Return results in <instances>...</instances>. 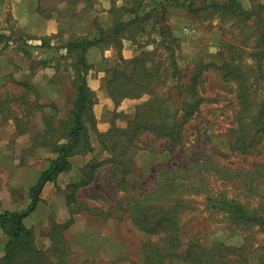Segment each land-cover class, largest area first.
I'll return each mask as SVG.
<instances>
[{"label": "trees", "instance_id": "trees-1", "mask_svg": "<svg viewBox=\"0 0 264 264\" xmlns=\"http://www.w3.org/2000/svg\"><path fill=\"white\" fill-rule=\"evenodd\" d=\"M103 1L110 5L107 10L110 17L108 27L101 26L95 18L92 22L95 33L71 36L66 40L60 38L59 48L49 44L51 37H42L41 43L34 45L37 48L64 50L67 56L72 57L69 84L72 96L62 116L59 115L58 106L49 97L41 96L26 81L12 79L11 85L21 91L6 88L4 99L0 100V114L6 113L2 118L4 121L11 120L14 124V139L20 136L27 138V144L21 146L17 157L12 156L10 161L15 162L18 158L14 165L19 168L35 158L39 151H47L53 155L48 160L47 168L39 172L30 186L27 205L22 209L0 212V231L4 237L0 249V264H71L73 250L66 232L72 225L75 214L89 211L86 204L80 201L79 193L98 178L102 167H107V174L115 180L116 191L128 194L123 205L110 206L113 212L122 211V214L114 217L112 211H107L105 216L121 221L124 215L127 216L136 231L145 237L139 245L138 259H130L125 263L110 260L108 264H252L245 245L235 247L216 241L206 247L193 237L185 239L181 213L187 205L177 198V194L182 189L188 192L198 188L206 191L203 178L209 172L219 178L223 175L231 178L236 173H242L244 175L241 176L250 182L264 183V161L235 171L220 166L211 157L197 158L187 166L160 165L154 186L142 190L137 184L139 174L134 158L142 149L139 144L152 142L150 138L164 140L170 146L182 145L186 137L185 125L198 115L204 101L199 92L203 64L196 65L189 78L183 79L180 74L178 79H182V83L178 81L171 87L165 85L168 69L162 67L164 60L169 64L172 78L179 72L174 56L176 39L166 20L168 11L180 9L190 17H232L242 25L254 24L260 31L257 40L263 45L264 5L259 4L249 10L238 0H123V4L119 6L114 0ZM65 2L72 7L81 6L71 16L73 20L81 18L88 11H94L98 4L95 0ZM137 36H143L146 40L137 54L126 60L117 53V62L104 70L102 87L114 110L108 129L100 132L96 127L93 111L96 95L87 84L91 66L86 53L90 48H100L104 44L120 49L124 39L135 41ZM2 39L18 42L22 47L33 46L28 44L31 39H24L22 36L12 38L0 34V40ZM149 46L151 49H146ZM251 56L256 70L260 72L258 80L264 83V51H254ZM215 67L222 72L224 80L234 84L236 103L231 130L232 149L239 155H251L264 140V101H256L255 90H251L247 78L230 61H224ZM11 92L15 94L13 98ZM176 97L180 99L179 106L174 102ZM124 101H140L134 105L133 113L125 119L123 112L119 110ZM46 108L53 112L47 113ZM120 118L124 119L121 126L116 124V120ZM35 121H38L37 126ZM92 136L106 155L100 160L91 159L79 169L76 179L65 187L67 215L64 220H49L48 228L40 232V237L47 239L48 245L40 248L36 245L35 229L25 226L24 219L36 210L44 185L48 182L55 183L59 174L70 170V157L93 152ZM220 169L224 172L221 173ZM2 181L0 179V186ZM5 189L13 203L18 204L22 197L15 187L6 184ZM96 194H90L89 198ZM206 198L209 209L225 213L235 226L244 229L257 227L264 232L262 207L249 209L224 194ZM91 211L95 212L91 213L94 217L100 215L97 209ZM104 221L105 219L100 222ZM257 264H264V250L259 255Z\"/></svg>", "mask_w": 264, "mask_h": 264}, {"label": "rangeland", "instance_id": "rangeland-1", "mask_svg": "<svg viewBox=\"0 0 264 264\" xmlns=\"http://www.w3.org/2000/svg\"><path fill=\"white\" fill-rule=\"evenodd\" d=\"M16 1L21 7H26L27 11H38V15L48 17L51 13L48 9L49 3L50 7H52L60 0H12L13 4ZM39 1L42 3L41 7L45 8L39 9L37 7L36 4ZM62 1L65 2L66 0ZM95 1L98 4L95 5L94 11H88L85 17L83 15L81 18L74 19L76 23V32L74 34L95 33L92 25L95 18V21L101 26H109L110 17L107 10L110 5H102L98 0ZM238 1L245 9L249 10L254 9L259 4L264 5V0ZM21 10L22 8L12 12L8 8L0 12V34L12 38L22 36L24 39H28V37H35V39L29 40L28 44L33 45L32 47L39 45L42 37L38 39V32L35 29L28 31L27 28H24L27 26L22 27L25 22L18 20ZM61 14L63 17L68 18L69 15L71 17L76 14V9L70 6L69 9H63ZM84 20H86L85 26L82 24ZM166 20L170 26L171 34L176 39L174 56L179 72L175 78H172L169 64L164 60L162 67L168 69L165 85L171 87L177 84L178 81L182 83L183 80L178 79L180 74L183 79L189 78L194 67L203 64L199 92L204 101L198 115L185 125L184 134L186 137L182 145L177 147L170 146L164 140H151L152 138H150L152 142L148 144H139L142 149L146 145H149L148 148L152 149L149 150L147 148L139 151L142 152L140 158H142L143 162L140 168H137V173L139 174L137 179L138 187H142V190L153 187L157 180V168L160 165L167 167L187 166L197 158L211 157L220 166L228 167L235 171L240 168H249L252 163L264 161V140L251 155H239L233 151L231 130L233 129L232 120L236 103L234 84L224 80L221 77L222 72L215 67V65H220L224 61H230L247 78V83L251 85V90H255L256 101H264V83L258 80L260 72L256 70L255 61L251 56L254 51H264V44L260 45L259 40H257L260 34L259 27L254 26V24L242 25L232 17H190L180 9L168 11ZM68 32H62L61 35L66 37L64 35L66 33L68 35ZM48 37L52 38L49 44L59 48L61 41H57L53 36ZM126 39L124 41L129 44L126 51L132 57L137 54L140 47L144 46L146 42L143 36H137L135 41ZM124 41L120 49L116 46H110V44H104L100 48H90L89 50L91 51H87L86 58L91 69L94 71L97 69L104 73L105 69L114 65L117 62V53L122 55ZM32 47H22L20 43L15 41L7 42L6 39L0 40V100L5 97L6 88L21 91V89L11 85L12 79L26 81L30 86L37 89L41 96L49 97L58 106L59 115L62 116L72 96V90L69 85L72 75L70 65L72 57L67 56L64 50L59 51L50 47ZM146 49H151V47H146ZM101 90L107 96L103 87ZM10 95L11 98L15 96L12 92ZM174 102L177 106L180 105L179 98H174ZM138 103L140 101L128 104L124 111L119 108L123 112L124 119L133 113L134 105ZM113 107L106 112L107 122L112 117ZM3 108H6V106ZM45 111L47 113L53 112L50 108H46ZM5 114V112L0 114V179L3 180L0 186V195H4V198L1 199L0 212L22 209L27 205L28 198H25V195L35 182L39 172L44 168L46 159L51 157L47 151H39L37 156L28 160L25 166L16 167L14 163L18 162V158L15 159V162L10 161V158L12 156L17 157L20 147L27 144V138L26 136H20L18 139H14V124L8 119L4 121L2 115ZM124 119L116 120V124L123 125ZM37 122H34L36 126ZM92 141H96L94 136H92ZM12 151L15 153L13 154ZM220 171L221 173L224 172L223 169H220ZM77 174L78 172L74 173L75 178ZM70 175L73 178V173ZM100 175L101 178L94 185L81 190L79 193L80 201H83L89 209L88 212L86 211L87 220H81L82 226L91 218H95V220L100 222L107 211H112L110 206L123 205L128 195L116 191L114 179L107 174V167L100 169ZM236 175L231 178L223 175L221 176L222 178H219L218 175L209 172L203 178L206 191L198 188L190 192L183 189L178 192L177 198L182 199L183 203L187 205L181 213L182 231L185 239L193 237L206 247L216 241L235 247L245 245L247 248L246 254H248L251 263L257 264L259 255L264 250V232L257 227L250 226L244 229L243 227L235 226L225 213L209 209V202L206 200V197H216L217 194H224L227 198L234 199L249 209H255L256 207L264 209L263 181L250 182L241 176L244 174L236 173ZM71 176L66 175L64 178H71ZM69 182V179L61 180L59 185L47 190L46 195L48 197L52 196L51 201H47L45 206L37 209L27 222L30 226L29 228L35 229L36 245L40 248L48 245V240L40 237V232L42 233L48 228L49 220L51 218L57 221L64 220L67 215L64 196L66 194L65 187L67 186L65 183ZM6 184L14 186L17 192L21 194L22 198L19 199L18 204H14L11 197H6V192L4 191L6 190ZM198 187L201 186L198 185ZM92 193L97 194L93 198H89ZM93 209H97L102 213L99 215V219L91 214L95 213L91 211ZM120 214H122V211L113 212L114 217ZM123 223L121 230H124V233L119 234L125 240L126 257L128 259H138L140 257L139 245L144 241L145 237L136 231L125 215ZM76 230L72 229L66 232L69 242L71 239L80 243L79 240L83 239V233L80 232V229ZM106 234L110 235L109 229H106ZM94 237L98 238L101 235L93 233L89 235L90 239H94ZM3 241L4 237L0 231V249H2ZM75 250L77 253L73 252L70 258L71 264H108L110 260H114L105 254L98 255V262L94 259L82 260L78 256L79 247L75 246Z\"/></svg>", "mask_w": 264, "mask_h": 264}, {"label": "crops", "instance_id": "crops-1", "mask_svg": "<svg viewBox=\"0 0 264 264\" xmlns=\"http://www.w3.org/2000/svg\"><path fill=\"white\" fill-rule=\"evenodd\" d=\"M102 5H105L106 3H104L103 0H98ZM115 1V0H114ZM116 4L119 6L121 4H123V0H118L115 1ZM120 2V3H119ZM37 7L39 9L41 8H45V7H41L42 3L39 1L37 4ZM50 3L48 5V9L51 11L50 15H48V17H44L41 16L40 14L38 15V11H27L26 7H21L20 4H18V2L16 1L15 4H13L12 0H0V12H2L4 9H8L10 8V10H12V12L16 9H20L22 8V10L19 12L20 13V18L18 19L19 21H24L25 25L23 26H27L24 28H27L28 31H30L31 29H35L38 33V39H40L41 37H48V36H54L56 38V40L58 41V39H63L66 40L69 37L72 36H84L87 34V32L76 35L74 34L76 32V23L73 19H71L70 15L68 16V18H65L62 16L61 11L63 9H69L70 6L67 5L66 2H63L62 0H60L59 2H57L56 4H54L52 7H50ZM81 6L75 7L76 12H78V9ZM86 13L84 14L85 17ZM86 20L82 21L83 26L86 25ZM64 26V28H63ZM68 32V35L66 33V37H63L61 35L62 32ZM59 34V37L57 38V35ZM61 35V37H60ZM29 39H35V37H28ZM127 45L128 42L124 41L123 46L124 49L122 51V57L124 59H129L132 56L128 53L127 50ZM91 51V50H89ZM104 77V73L98 71L97 69L94 70H90L88 72L87 75V84L89 86V88L95 93L96 95V104L93 107V111H94V115H95V119H96V127L100 132H104L108 129V122H107V117H106V112H108V110H110V108L113 106L112 102L110 101V99L104 94L102 93L103 90H101V81ZM135 101H124L122 102V104L120 105V109L121 110H125L124 108L128 105L131 104ZM96 140V139H95ZM91 143L93 146V152L90 154H85V155H80V154H76L73 155L72 157H70L69 162H70V170L67 172H63L61 174H59L58 178L56 179L55 183H46L42 189V193L40 195V199L41 201L38 203L37 205V209L41 208L42 206H45V204L47 203V201H51L52 196L46 195V191L49 190L50 188H54L55 185H59L61 180H67L69 179V183H71L73 180H75L76 178L74 177V173L78 172L80 168H82L85 164H87L91 159H103L105 157V153L100 149L99 144L97 141H92L91 139ZM45 152V151H42ZM48 153V152H47ZM142 152H139L138 154H136L135 158H134V164L136 169L140 168V166L142 165L143 160H141L142 158H140ZM51 157L53 158V155L51 153H48ZM46 159V163L44 168L41 170H45L48 166V160L50 159ZM73 173V178L70 174ZM71 176V178L66 177L65 176ZM98 178L88 187L86 188H90L92 185H94L101 177L100 175V170L98 172ZM76 176V175H75ZM115 182V180H113ZM69 183H65L66 185H68ZM84 188V189H86ZM83 190V189H82ZM6 192V197H9L10 195L8 194L7 190H4ZM56 192V191H55ZM55 194V193H54ZM47 196V197H46ZM4 198V195H0V199ZM25 198H28V192L25 195ZM49 198V199H48ZM35 210V211H36ZM35 211L32 213L34 214ZM87 212H79L77 214H75L73 216V223L69 228V231L72 229H80V232L83 233V239L81 238L80 243H78L77 241L74 242L70 239V244L72 246V250L74 253H77V251L75 250V246L79 247V254L78 256L80 258H82V260H96L98 259V255H102L105 254L107 256H110L111 259H114L115 261H117L118 263H125L128 259V257H126L127 255L125 253V240L124 238L120 235L123 234L124 230H121V225H123V219L118 220L115 218H111V216L108 217H104L102 220L105 219L104 223L102 222H98L97 220H95V218H91L88 219V222L83 221L85 224L81 223V220L86 219L87 220V216H86ZM100 213V212H99ZM31 214V215H32ZM102 213H100L101 215ZM30 215V216H31ZM30 216H28L26 219H24V224L25 226H27L28 228L30 227L27 222L30 219ZM90 218V217H89ZM97 219H99V216H97ZM82 226V228H81ZM133 229V227H131ZM106 229L110 231V235L106 234ZM76 230V231H77ZM90 232L89 234H86ZM91 233L93 234H99L101 235V237L95 238L94 239H90L89 235H91ZM120 233V234H119ZM131 259V258H130ZM128 259V260H130ZM98 262V261H97Z\"/></svg>", "mask_w": 264, "mask_h": 264}]
</instances>
